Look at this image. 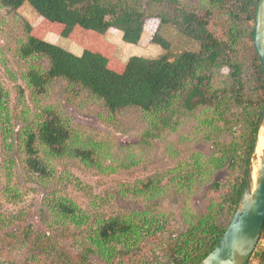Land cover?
Wrapping results in <instances>:
<instances>
[{"label":"trees","instance_id":"trees-1","mask_svg":"<svg viewBox=\"0 0 264 264\" xmlns=\"http://www.w3.org/2000/svg\"><path fill=\"white\" fill-rule=\"evenodd\" d=\"M259 1L0 0V7L18 17L22 33L18 55L31 63L24 78L34 99L43 98L52 84L64 81L78 96L86 94L100 102L111 118L137 110L153 128L176 131L185 118L192 117L214 148L206 160L194 152L190 161L123 191L145 197L140 210L92 215L72 201L48 197L44 204L51 222L59 227L74 224L79 231L66 242L78 256L72 258L51 233L36 236L28 229L23 235H10L17 240L11 242L13 249L27 253V258L31 251L50 257L39 258L35 264H89L92 256L98 257L92 264H200L214 250L238 204L263 111L264 78L253 40ZM26 3L46 23L62 25L61 35L67 39L81 35L95 41L115 29L122 32L124 42L139 44L146 23L158 19L151 43L164 53L133 55L121 72L116 71L104 52L85 48L77 54L35 36L32 24L17 14ZM169 28L191 48L172 55L173 42L166 35ZM7 98L0 84V134L10 151L18 145L28 173L39 180L50 178L42 152L48 157L75 156L94 162L96 150L80 144L68 122L45 105L31 119L24 117L15 138ZM224 167L229 180H213L212 173ZM207 181L211 188L206 210L189 209L191 194ZM171 191L186 199L177 201L178 211L167 214L161 211L160 197ZM39 253L31 258L40 257ZM255 258L264 264V249L255 250L250 262Z\"/></svg>","mask_w":264,"mask_h":264},{"label":"rangeland","instance_id":"rangeland-1","mask_svg":"<svg viewBox=\"0 0 264 264\" xmlns=\"http://www.w3.org/2000/svg\"><path fill=\"white\" fill-rule=\"evenodd\" d=\"M17 14L32 24L35 36L78 54L85 48L104 52L109 56L110 67L119 72L133 55L157 57L164 53L159 45L151 43V37L159 26L158 19L146 23L139 44H129L115 29L112 40L107 36L95 41L81 35L63 38V26L46 23L28 3ZM21 35L17 15L0 7V84L8 93L7 105L13 116L15 138L24 125V117L31 119L32 115L39 113V107L45 105L55 109L71 126L77 141L96 150L99 157L95 156L94 162L88 163L75 156L48 157L42 152V159L46 161L51 175L49 179L39 180L24 167L18 145L15 144L10 151L0 134V264H35L40 259L50 260L47 254H40V251L30 253L31 257L39 253L40 257L27 258V253L12 248L11 242L17 240L10 235H23L26 229L36 236L51 233V237H56L72 258L76 256L77 253L68 249L70 243L66 242L74 239L79 231L74 224L59 227L51 222L52 216L44 204L48 197L57 196L72 201L92 215L110 216L125 209L140 210L146 204L145 197L123 191H129L148 178L160 177L180 162L190 161L194 152L200 153L205 160L214 153L206 133L198 128L199 121L192 117L185 118L176 131L153 128L149 119L137 110H127L111 118L100 102L86 94L78 96L68 89L64 81L55 82L43 98L34 99L24 78L31 63L18 55V38ZM166 35L173 42L172 55L191 48V43L176 35L172 28L166 30ZM20 90L24 91L23 96ZM25 112L31 115L25 116ZM260 132L259 126L258 135ZM176 151L180 153L178 156ZM9 160L14 164H9ZM9 165L14 168L11 170ZM212 174L213 180L222 183L230 178L226 167ZM210 188L211 183L207 181L201 189L195 190L188 200V208L196 212L206 210ZM169 195L166 193L160 197L161 211L167 214L178 211L177 201L186 199L172 191ZM63 229L64 232L61 231ZM263 249L264 237L256 250ZM97 259V256H92L89 264L96 263ZM249 264H258V259Z\"/></svg>","mask_w":264,"mask_h":264},{"label":"water","instance_id":"water-1","mask_svg":"<svg viewBox=\"0 0 264 264\" xmlns=\"http://www.w3.org/2000/svg\"><path fill=\"white\" fill-rule=\"evenodd\" d=\"M253 40L264 78V0L259 1ZM260 129H264V105ZM259 139L260 134L257 136L240 198L227 230L214 250L200 264L250 263L264 228V150L259 158Z\"/></svg>","mask_w":264,"mask_h":264},{"label":"bare ground","instance_id":"bare-ground-1","mask_svg":"<svg viewBox=\"0 0 264 264\" xmlns=\"http://www.w3.org/2000/svg\"><path fill=\"white\" fill-rule=\"evenodd\" d=\"M263 150H264V129L260 133L259 145H258V148H257V152L259 154V158H260V155H261Z\"/></svg>","mask_w":264,"mask_h":264},{"label":"crops","instance_id":"crops-1","mask_svg":"<svg viewBox=\"0 0 264 264\" xmlns=\"http://www.w3.org/2000/svg\"><path fill=\"white\" fill-rule=\"evenodd\" d=\"M116 32H115V30L113 29V30H110L107 34H106V36H107V38L108 39H110V40H112V37H113V34H115ZM119 36H122V33L119 31ZM78 54V53H77ZM80 54V53H79Z\"/></svg>","mask_w":264,"mask_h":264}]
</instances>
